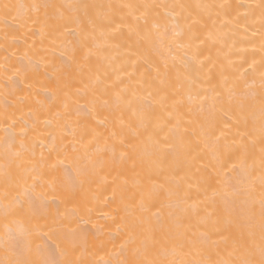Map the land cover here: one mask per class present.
<instances>
[{"label":"bare ground","instance_id":"bare-ground-1","mask_svg":"<svg viewBox=\"0 0 264 264\" xmlns=\"http://www.w3.org/2000/svg\"><path fill=\"white\" fill-rule=\"evenodd\" d=\"M5 4L16 7L6 14ZM260 4L0 0V260L6 246L18 240L21 259L114 262L123 258L121 245L129 239L132 221L143 215L154 227L173 226L169 211L185 217L198 236L205 229L197 226L196 212H179L173 204L159 218L142 213V201L153 213L166 201L159 188L166 182L187 191L193 203L204 199L205 190L211 195L218 180L251 179L258 218L264 91ZM61 14L76 22L66 23ZM65 92L71 96L67 112ZM115 93L133 100L132 107L117 105ZM240 100L250 105L243 115L234 106ZM174 101L182 102L178 130L184 146L177 145L158 166L149 155L151 145H140L133 167L121 156L128 152L121 139L140 144L133 132L141 110L151 113L144 122L150 131L167 123L158 138L174 136L170 130L177 119L167 117L175 112ZM121 120L132 124L123 135ZM245 133L251 140L242 139ZM85 173L88 180L81 185ZM21 224L30 235L18 231ZM221 228L224 236L236 233L235 226ZM212 239L220 242L208 247L205 258L218 259L231 241ZM154 255L175 264L201 259L187 248L176 254L154 250Z\"/></svg>","mask_w":264,"mask_h":264},{"label":"snow or ice","instance_id":"snow-or-ice-1","mask_svg":"<svg viewBox=\"0 0 264 264\" xmlns=\"http://www.w3.org/2000/svg\"><path fill=\"white\" fill-rule=\"evenodd\" d=\"M5 13L16 6L5 4ZM48 7V6H45ZM130 7V6H129ZM145 8H151V5H144ZM180 7H183L182 5ZM211 7V6H205ZM220 7H224L221 5ZM259 7L264 15V0H261ZM7 16H5V19ZM61 18L66 23L76 22L71 16L64 17L61 14ZM209 33V37H211ZM262 45L261 48L264 50V32L261 33ZM186 79H189L186 77ZM99 82V78H97ZM194 83V81H193ZM67 87V85H64ZM88 85H85L87 88ZM261 88L264 89V72L261 73ZM82 91V90H78ZM151 95V93H149ZM65 103L64 108L66 112L69 109V102L71 96L65 92ZM117 105L123 104L124 106L131 108L133 100L122 97L119 93H115ZM218 97H214L216 100ZM168 99L167 95L161 97V103ZM207 102V97L204 98ZM95 103V100L93 101ZM107 104V101H104ZM181 101L173 102V111L167 112L169 119H177V124L173 125L170 130L175 135H165L163 138H158L159 131L163 130L164 125H155L151 131L144 125L145 121L151 120L150 111L141 110L138 113V126L137 130H134L133 135L140 144H125V141L121 139L120 143L124 145L128 152L122 153L123 159H129L133 161V167L136 165L135 156L138 155V148L140 145L148 144L151 145L152 151L149 153L153 157V163L160 166L163 165L169 153L175 151L177 145L184 146V135L180 134L178 130L179 124V110L178 105ZM237 111L243 115V113L250 107V105L240 100L235 105ZM152 107L151 103L148 104V108ZM231 110V106L230 109ZM259 110H260V172L259 177V193H258V204H259V215L255 211L257 204V186L254 181L247 179L246 181H240L233 183L230 180H218L217 187L211 190V195L208 194L207 190L203 193L204 199L199 202L189 203L191 200L190 195L187 191H182L177 185L175 188L169 187L167 182L159 185V188L166 193V201L161 203L160 207L157 208L156 212H151V208L145 206L143 201L140 204L142 213H150L152 216L160 217L163 214L165 208L171 209L173 204L179 212L188 213L190 211L197 213V226L205 229L201 231L199 235L192 233L193 225L189 222L184 223L185 217L178 216L176 212L169 211L168 215L172 218L173 226L169 227H154L151 223L147 222L143 215L138 217L130 223V235L126 244L121 245V254L123 258L113 261H105L104 264H175V261L161 260L155 257L154 250L160 249H171L172 254H176L177 251H182L185 248L188 249V254L193 256H200L201 259H190L181 261V264H264V91L261 92L259 97ZM70 114V113H69ZM103 123V122H101ZM121 124V135H123V129H132L131 123H125L123 120ZM143 128V131H139V128ZM187 129H184V134H187ZM113 136L117 133L113 132ZM248 137L251 140V135L245 133L242 136ZM254 143V141H252ZM242 148L245 149L246 145L242 144ZM19 155V153L17 154ZM142 162V161H141ZM233 167H236L233 165ZM254 170L255 164L251 166ZM7 174V173H5ZM230 175V174H229ZM250 175V174H249ZM88 176L85 173L84 178L79 180L78 183L83 185L87 182ZM21 203V202H18ZM34 206V205H33ZM155 205H153L154 207ZM22 205L15 211L17 214L21 212ZM221 225L228 227L235 226L236 233L232 236H224V229ZM18 231L22 234L30 235V232L23 227L21 224ZM70 233H74L75 230H69ZM191 233V234H190ZM220 237L225 242L231 241L230 244L224 249L223 255L220 256V252L217 255L220 256L218 259L205 258L208 247L212 245H218L220 241L213 240L212 237ZM72 247H75V242L72 236H69ZM128 245H132L129 247ZM131 253V258L128 257V253ZM20 253V241H15L10 246L5 248V259L0 260V264H51L48 261H37L30 259L19 258ZM59 264H81L79 261L65 260L59 262Z\"/></svg>","mask_w":264,"mask_h":264}]
</instances>
